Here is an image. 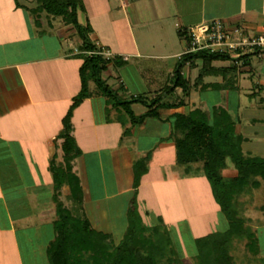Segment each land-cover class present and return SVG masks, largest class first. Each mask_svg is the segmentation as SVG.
<instances>
[{
	"label": "crops",
	"instance_id": "obj_1",
	"mask_svg": "<svg viewBox=\"0 0 264 264\" xmlns=\"http://www.w3.org/2000/svg\"><path fill=\"white\" fill-rule=\"evenodd\" d=\"M82 2L84 11H78L77 19L90 26L89 39L108 48L123 61L119 66L108 65L102 78L124 99L142 95L147 101L171 81L177 55L187 44L184 36L178 33L180 27L219 18L248 34L264 32V0ZM33 5V0H0V215L8 225L7 230L0 229V241L4 242L5 233L11 236L18 264H23L18 234L24 235L31 251H34V239L40 240L44 251L51 240L54 203L48 164L52 156L56 162H62V139L57 135L62 127L61 119L80 88L78 67L81 59L77 56L80 40L74 44L72 36L76 34L70 25L44 13L34 17L29 10ZM177 38L183 41L181 49ZM129 57L134 59L132 64L124 65ZM247 61L235 69L230 78L237 81L236 89L240 91V78L248 77L258 63L260 71L256 82L242 85L247 90L251 88L248 94L256 97L255 89L264 83V75H261L264 60ZM211 65L214 70L201 78L197 77L200 58L182 66V75L189 80L191 88L183 97L179 87L163 95L162 100L167 102L182 97L183 104L160 109L161 119L147 116L140 123L131 124L120 107L110 106L104 96L96 93L72 108L71 134L78 152L71 161V170L79 180L83 209L94 229L112 232L103 218L111 217L118 196H122L120 212L125 217L126 228L134 163L140 158H145V170L135 188V205L145 225L152 224L150 221H156L163 215L160 212H164V207L150 204L152 197L147 194V186L173 181L186 187L191 184L198 199L209 188L204 175L185 173L183 166L176 162L168 118L174 111L186 112L194 107L204 110L206 106L205 103L201 105L200 92L217 83L204 78L212 76L222 81L225 78L220 73L225 60H214ZM130 70L134 85L127 78ZM128 87L132 88L130 96ZM88 88H94L91 81ZM196 90L197 97H191V92ZM228 95V91L220 90L224 102ZM130 108L135 115L146 110L139 101H132ZM259 121L262 120L252 117L240 122L235 117L234 131H244L246 125ZM243 137L242 142L248 140ZM60 191L65 196L67 185ZM163 224L169 235L171 229L177 228L176 222Z\"/></svg>",
	"mask_w": 264,
	"mask_h": 264
},
{
	"label": "trees",
	"instance_id": "obj_2",
	"mask_svg": "<svg viewBox=\"0 0 264 264\" xmlns=\"http://www.w3.org/2000/svg\"><path fill=\"white\" fill-rule=\"evenodd\" d=\"M33 2L34 5L29 10L34 17L37 18L44 13L64 25H70L80 40L77 52L81 59L78 67L80 88L61 119L62 127L57 135L62 139V162H56L52 156L48 164L54 203L53 238L45 247L48 264L180 263V256L166 226L159 218L153 224H143L136 211L134 197L129 202L126 229L117 243L113 242L110 232L96 230L91 226L83 209L79 180L71 170V161L78 152L71 134V111L83 98L96 93L104 96L110 106L120 107L131 124L140 123L147 116L160 118V109L182 105V97L187 95L191 88L189 80L181 73L186 59L192 58L190 62L192 63L194 58H200L197 77L201 78L214 70L212 61L225 60L229 56L225 53L205 51L182 54L172 71L171 81L148 98V102L142 95L124 99L119 97L117 91L102 78V72L108 65L119 66L123 61L115 56L106 58L99 53H84L87 50H97L99 47L88 37L90 26L87 23L81 24L77 19L78 11H84L82 0H33ZM178 33L183 35L180 30ZM247 62V58L243 57L242 64ZM232 68L235 70L238 66L233 64ZM90 81L94 84L92 90L88 88ZM175 87H179L182 97L172 102L163 101V95ZM132 101L143 103L146 110L135 115L130 108ZM212 114L211 123L200 107H194L186 112L174 111L168 118L171 122L176 162L183 166L185 173H201L205 176L212 197L227 220V227L223 231L193 237L195 254L192 264H232L228 248L233 235L246 239L244 244L250 252L257 250L254 233L247 220L238 214L234 204L247 189L257 188L260 180L264 179V156L241 151L240 143L244 137L235 133L234 122L229 119L224 109L215 106ZM226 157H229L235 169V174L229 177H223L221 174L226 165ZM144 162L145 158H140L134 163L132 184L134 195L139 176L145 170ZM194 163L198 165L192 167ZM63 185H67L68 188L65 198L69 201V206L60 198ZM259 209H264V202Z\"/></svg>",
	"mask_w": 264,
	"mask_h": 264
},
{
	"label": "rangeland",
	"instance_id": "obj_3",
	"mask_svg": "<svg viewBox=\"0 0 264 264\" xmlns=\"http://www.w3.org/2000/svg\"><path fill=\"white\" fill-rule=\"evenodd\" d=\"M185 40L187 41L186 38ZM72 41L74 44L79 41L77 35L72 36ZM176 41L178 42L179 49H181L183 41H180L179 38H177ZM98 45V47L102 46L100 44ZM111 56L115 55L111 53ZM133 60L132 57H129L124 65L132 64ZM233 64H235L233 58L225 59V67L222 68V71L220 70V73H223L225 77L223 81L218 77L213 78L212 76L204 78L205 81H215L217 83H212L207 90L202 93L200 92L202 101L201 105L205 103L206 106L203 108V111L207 115L210 123L213 121L212 110L215 106H220L224 109L232 122H234L235 117L240 122L243 120L246 121L252 117L261 119V122L259 121L255 124L246 125V130L241 131L238 134L248 137L247 141L240 143L242 152L250 151L252 155L264 156V83L255 89V91L258 92L256 97L248 94V92L251 91V88H248L247 90L242 87L244 82L250 83L252 81L253 84L256 82L260 71L257 65L258 63L254 65L251 72H247L249 74L248 77L247 75H244V79L240 78V91H237L236 89V86L238 85L237 81L235 82L230 78L234 72L232 68ZM116 70L118 71V68ZM261 75H264V68ZM132 77L133 73L130 70L127 78L129 79L130 84L134 85L135 82L132 81ZM131 89L132 88L128 87L129 96L131 95L130 93H132ZM197 90L191 92V97L198 95ZM220 90H226L229 92L227 102H224L222 96L220 97ZM170 96H174V93L170 94ZM148 100L149 99H147V102ZM198 103L199 102H196L195 106H198ZM225 164L222 176L229 177L234 173L235 169L229 157H226ZM197 165V163H194L192 164V167ZM261 180V186L253 190L247 189L237 199V203L234 204V207L237 208L238 214L240 213L242 217L249 221L251 230L254 233L257 250L255 252H250L244 244L246 239H241L236 235L231 236L228 252L231 256L232 264H264V210L262 211L257 207V205L264 202V179ZM208 186L209 188L205 189L200 199H198V196L192 192L191 184H188L186 187L185 185L182 186L179 182L173 181L165 185L154 183L152 186L150 185V187H146L149 190L147 194L152 197V200H150L152 207H164V212H160L163 213V215H161L159 219L163 222H176L177 224V228L174 227V229L170 230V235L175 250L180 256V263L178 264H192L193 262L195 248L190 238L192 239V237L204 235L213 231H223L227 227V220L219 211L218 205L210 193V185ZM132 197L135 199L133 192ZM60 198L67 206H69V201L64 195L60 194ZM121 198L122 196H118L116 199L114 198L116 208L113 209L111 217L103 218L105 219V222L110 224L112 240L114 243H117L121 239L126 229L125 217H123L120 212L122 207ZM6 222L5 218L0 215V229H8ZM155 222V220L154 222L150 221L152 224ZM5 235L6 237L3 238L4 242L0 241L2 242V247H0V264H18V262H16L17 256L15 255L11 236L7 233H5ZM52 235L53 232L49 233V239L53 238ZM18 237L21 248L20 255L23 264H48L40 240H36V238L32 241L35 243L33 246L34 251H31L29 242L25 240L24 235L18 234ZM38 241L39 243H37ZM1 251H4L3 255L1 254Z\"/></svg>",
	"mask_w": 264,
	"mask_h": 264
},
{
	"label": "built area",
	"instance_id": "obj_4",
	"mask_svg": "<svg viewBox=\"0 0 264 264\" xmlns=\"http://www.w3.org/2000/svg\"><path fill=\"white\" fill-rule=\"evenodd\" d=\"M178 30L183 32L187 44L177 58L182 54H193L199 51L219 52L233 58L238 67L242 65L243 57L247 60L264 59V32L248 34L239 26H229L219 18L180 27ZM96 45L99 46L97 43ZM84 53H99L106 58L111 56V52L102 46L97 50H87ZM191 60L192 58L186 59L183 67L188 66Z\"/></svg>",
	"mask_w": 264,
	"mask_h": 264
}]
</instances>
